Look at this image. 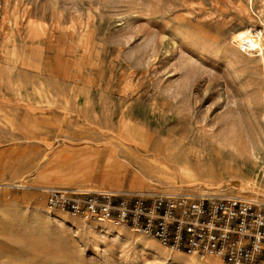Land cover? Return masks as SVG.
<instances>
[{"label": "rangeland", "instance_id": "374dc122", "mask_svg": "<svg viewBox=\"0 0 264 264\" xmlns=\"http://www.w3.org/2000/svg\"><path fill=\"white\" fill-rule=\"evenodd\" d=\"M49 186L264 202V0H0V264H222Z\"/></svg>", "mask_w": 264, "mask_h": 264}, {"label": "built area", "instance_id": "2783aa9c", "mask_svg": "<svg viewBox=\"0 0 264 264\" xmlns=\"http://www.w3.org/2000/svg\"><path fill=\"white\" fill-rule=\"evenodd\" d=\"M38 191L50 212L127 228L176 254L222 264H264V202L256 197L146 194L103 186Z\"/></svg>", "mask_w": 264, "mask_h": 264}, {"label": "bare ground", "instance_id": "6f19581e", "mask_svg": "<svg viewBox=\"0 0 264 264\" xmlns=\"http://www.w3.org/2000/svg\"><path fill=\"white\" fill-rule=\"evenodd\" d=\"M247 32V31H246ZM240 36V35H239ZM238 39V38H237ZM240 40V42L242 43V45H244V47L245 48H247L248 50L250 49V48H255V47H258L257 49H259V48H261V45H260V39H259V35H257V34H254V33H252V32H247L244 36H241V38H239ZM240 45V44H239ZM248 46V47H247ZM51 213H54V214H56V215H61V216H65V217H67V218H69V219H71V220H76V219H72V218H70L69 216H67L66 214H63V213H60V212H51ZM76 221H79V220H76ZM79 222H81V223H83V224H87V225H93V224H88V223H85V222H83V221H79ZM95 226H100V227H108V226H104V225H95ZM190 258H194V257H191L190 256Z\"/></svg>", "mask_w": 264, "mask_h": 264}]
</instances>
